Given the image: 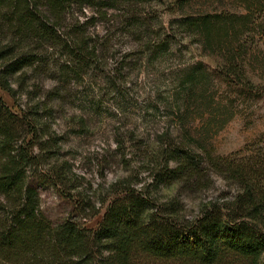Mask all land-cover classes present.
Masks as SVG:
<instances>
[{"label": "trees", "instance_id": "trees-1", "mask_svg": "<svg viewBox=\"0 0 264 264\" xmlns=\"http://www.w3.org/2000/svg\"><path fill=\"white\" fill-rule=\"evenodd\" d=\"M230 1L240 11L200 12L178 25L217 56L219 64L212 72L197 61L173 73L170 107L179 120L182 142L166 137L159 147L163 166L159 162L153 174L158 187L202 178V156L193 148L198 140L184 125L193 111L210 113L205 132L227 122L232 99L223 103L216 98L222 83L244 102L264 95V85L252 82L244 69L253 46L264 38V0ZM143 2L150 0H0V90L13 97L11 77L27 68L40 73L48 48L65 51L72 64L65 72L75 76L88 59H98L96 45L79 24L61 30L71 7L95 6L104 17L105 9ZM175 3L182 8L185 0ZM150 20L161 24L158 16L135 15L125 29L144 43L146 58L152 61L170 49L172 40L167 31L149 33ZM21 111H13L0 96V264H264V135L226 157L201 151L210 168L235 182L239 191L232 201L208 203L192 220L119 184L95 228L70 217L53 225L25 171L39 162L28 150L35 145L40 117L36 110ZM22 132L30 137L28 150ZM46 179L41 177L44 183Z\"/></svg>", "mask_w": 264, "mask_h": 264}, {"label": "rangeland", "instance_id": "rangeland-1", "mask_svg": "<svg viewBox=\"0 0 264 264\" xmlns=\"http://www.w3.org/2000/svg\"><path fill=\"white\" fill-rule=\"evenodd\" d=\"M222 9L240 11L230 0H185L182 8L175 0H150L118 4L105 9L102 17L95 6L75 5L61 30L67 32L79 24L90 44L96 45L98 59H88V66L75 76L65 72L66 67H72L65 51L48 48L42 52L40 73L27 68L25 74L11 77L13 97L0 90L13 111L36 110L40 117L35 145L29 150L30 137L22 132L23 147L39 161L27 165L25 171L38 191L40 209L53 225L70 217L95 228L119 184L178 210L186 220L198 216L208 203L233 200L239 191L237 184L216 174L201 151L226 157L264 135V95L244 102L232 88L218 85L216 98L223 103L232 99L227 104V122L205 132L210 113L193 111L184 125L198 140L193 148L202 156V178L164 188L156 185L153 176L159 162L163 166L158 149L164 138L182 142L179 120L170 107L173 73L197 61L212 72L219 64L217 56L178 25L186 16ZM135 15L158 16L161 24L150 20L149 33L167 31L172 40L170 49L152 61L146 58L144 43L126 32L127 20ZM249 54L244 64L246 75L263 86L264 38ZM42 176L48 181L42 182ZM54 180L56 185L51 184Z\"/></svg>", "mask_w": 264, "mask_h": 264}]
</instances>
